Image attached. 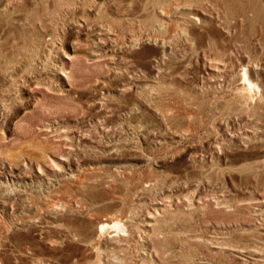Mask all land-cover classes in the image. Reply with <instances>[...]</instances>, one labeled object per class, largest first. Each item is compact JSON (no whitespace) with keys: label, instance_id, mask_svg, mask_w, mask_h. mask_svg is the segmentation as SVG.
<instances>
[{"label":"rangeland","instance_id":"1","mask_svg":"<svg viewBox=\"0 0 264 264\" xmlns=\"http://www.w3.org/2000/svg\"><path fill=\"white\" fill-rule=\"evenodd\" d=\"M178 1L199 40L113 48L142 0H0V264H138L148 220L155 264H264V0Z\"/></svg>","mask_w":264,"mask_h":264},{"label":"bare ground","instance_id":"2","mask_svg":"<svg viewBox=\"0 0 264 264\" xmlns=\"http://www.w3.org/2000/svg\"><path fill=\"white\" fill-rule=\"evenodd\" d=\"M96 1L97 0H72V2H73L72 5L74 4V7L71 6L73 8L70 9L71 10L70 12H71V18H73L72 20H74V22L72 21L73 25L81 26L83 23L88 22L86 20L89 19V18L87 19L89 14L87 15L85 13L84 8H86V10L90 11L91 14L95 18L96 17H97V19L98 18L100 19L101 17H102V19L104 18L103 17L104 14L95 9V6L98 3ZM131 4H132L131 2H128L126 4V6L122 7V11H127L131 7ZM135 4H136V2H135ZM182 4L180 5L178 0H142L140 7L138 6L139 8H136L135 11H133V16H131V18H129L131 20L128 21V19H127L128 24L125 25V27L123 25H121L120 29L117 30L115 28L113 29L112 26H111L112 28H110L109 24H106L105 25L106 27H101V26H98V24H97V26L100 27V30L104 31L105 34H103V36H105V38L99 36L96 38V41L99 43H102L103 41L108 40L111 43V46L113 48H122V47L133 48V47L140 46L144 42H147V43L151 42L155 45H160L161 48H163V46H165V45H167L173 41H176V37L179 39L181 38L182 40L187 41L189 43H190V41L191 42L197 41L200 39V35L196 31V26L199 23V18H198L196 13H192V12L183 13L184 11L180 12L179 10L182 9V7H184ZM98 6H99V4H98ZM81 7L83 8V12L77 14L75 11H77V9H79ZM187 8H189V6H187ZM130 12H128V13H130ZM125 14H126V12H125ZM75 17H77V18H75ZM92 23H94V22H92ZM95 32H97V31H95ZM100 33H102V32H100ZM146 50H148V49H145L144 51H146ZM167 59H169V58H167V56L163 55L161 63H165V61ZM215 72L221 73L222 69L216 68ZM241 72H242V78L244 81V85H247L251 89L257 90V92H259V86L254 81L255 77L253 78L254 74H253L252 69L244 67L241 70ZM155 83H158V82L156 81ZM258 95H259V93H258ZM262 97L263 96L259 95L258 101H260ZM249 139H251V138H249ZM71 175L72 174L69 173V176H71ZM0 187H5V184L3 182H0ZM220 202L221 201H219V203ZM134 218H135V214L130 213V214L125 216V219L115 218L114 216L109 215L108 217H105V218L99 220L97 222V225L95 226L94 231H93V232H95L96 239L99 236H101V237L103 236L106 238L105 241L107 243L116 242L117 240H119V237L124 234L122 232H124L126 226H129V227L133 226L132 224H134L133 222H135ZM139 224H141V223H139ZM139 224H136V225H139ZM143 225L146 227L145 230L144 229L140 230V231L137 230L136 234H134V232H132V231H129L128 233H125L124 235H127L130 238L137 236L138 241L141 242L139 244V246H140L139 251H141L142 259L141 260L139 259L140 261L138 264H155L153 262L154 261L153 257L156 254L154 253L153 248L146 241L147 229H148L147 227H149V229H150V227H152L153 223L148 220V221H145L143 223ZM107 229H109V231H107ZM120 232L122 233V235ZM72 235L77 236L75 234V232H73ZM144 237H145V239H144ZM214 243H215V247H220L223 244V243L217 242V241ZM105 247H107V245H105ZM148 260H150V262L146 263ZM112 264H114V263H112Z\"/></svg>","mask_w":264,"mask_h":264}]
</instances>
